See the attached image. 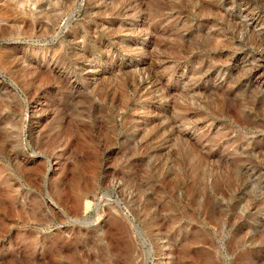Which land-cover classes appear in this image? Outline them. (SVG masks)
<instances>
[{
	"label": "rangeland",
	"instance_id": "obj_1",
	"mask_svg": "<svg viewBox=\"0 0 264 264\" xmlns=\"http://www.w3.org/2000/svg\"><path fill=\"white\" fill-rule=\"evenodd\" d=\"M0 264H264V0H0Z\"/></svg>",
	"mask_w": 264,
	"mask_h": 264
},
{
	"label": "bare ground",
	"instance_id": "obj_2",
	"mask_svg": "<svg viewBox=\"0 0 264 264\" xmlns=\"http://www.w3.org/2000/svg\"><path fill=\"white\" fill-rule=\"evenodd\" d=\"M231 17V16H230Z\"/></svg>",
	"mask_w": 264,
	"mask_h": 264
}]
</instances>
